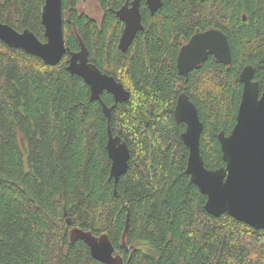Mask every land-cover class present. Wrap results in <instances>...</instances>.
Instances as JSON below:
<instances>
[{"label": "trees", "instance_id": "trees-1", "mask_svg": "<svg viewBox=\"0 0 264 264\" xmlns=\"http://www.w3.org/2000/svg\"><path fill=\"white\" fill-rule=\"evenodd\" d=\"M80 1L62 0L64 44L71 52L83 45L88 62L129 92L120 103L101 96L112 135L129 149L127 170L115 185L107 118L66 70L68 53L49 66L0 41V264H103L83 240H70L74 229L107 235L125 264H264V230L206 212L185 173V125L174 118L185 94L203 124L205 168L225 166L217 135L236 123L244 67L264 90V0H161L153 15L142 1L143 31L125 52L113 12L132 0H95L98 20ZM44 2L0 0V23L45 42ZM210 29L227 37L230 64L208 57L183 78L181 46Z\"/></svg>", "mask_w": 264, "mask_h": 264}, {"label": "water", "instance_id": "water-1", "mask_svg": "<svg viewBox=\"0 0 264 264\" xmlns=\"http://www.w3.org/2000/svg\"><path fill=\"white\" fill-rule=\"evenodd\" d=\"M144 2L153 15L162 7L161 0H132L117 11L115 17L124 25L118 49L125 52L136 34L143 30L140 3ZM45 42H41L29 30L16 32L0 23V41L6 46L21 49L26 54L41 59L49 66L57 65L68 53L66 70L80 77L90 89L92 101L101 104L108 125L106 151L111 161L110 176L116 185L127 170L130 152L118 136H113L109 127L110 109L102 101L103 92L110 94L116 103L129 99V92L113 77L102 73L88 62V52L83 45L79 52L65 47L62 32V0H45L41 14ZM211 55L217 62L229 65L230 48L227 37L220 31L210 29L193 35L181 47L176 67L180 76L203 64ZM254 70L246 66L240 73L242 95L236 115V123L229 135L220 132L217 140L225 164L216 170L205 168L200 155L199 142L203 124L196 106L181 94L176 102L174 118L184 123L185 130L180 138L188 149L185 173L201 194L206 197L205 210L214 217L227 214L255 230H264V90L260 93L258 83L253 81ZM128 218V217H127ZM128 230L125 221L123 238ZM83 240L88 244L93 259L103 264H122L114 256V247L107 235L94 237L89 232L72 230L70 240Z\"/></svg>", "mask_w": 264, "mask_h": 264}, {"label": "rangeland", "instance_id": "rangeland-1", "mask_svg": "<svg viewBox=\"0 0 264 264\" xmlns=\"http://www.w3.org/2000/svg\"><path fill=\"white\" fill-rule=\"evenodd\" d=\"M79 9L90 18L98 20L101 17V11L95 0H81Z\"/></svg>", "mask_w": 264, "mask_h": 264}, {"label": "flooded vegetation", "instance_id": "flooded-vegetation-1", "mask_svg": "<svg viewBox=\"0 0 264 264\" xmlns=\"http://www.w3.org/2000/svg\"><path fill=\"white\" fill-rule=\"evenodd\" d=\"M127 3V2H126ZM125 3V4H126ZM129 3V2H128ZM117 11V10H116ZM115 12V11H114ZM114 14V13H113ZM101 16H102V14H101ZM115 16V15H114ZM123 27H124V25H123ZM123 31V30H122ZM143 31V30H142ZM142 31H140V32H142ZM122 34V33H121ZM120 39V38H119ZM190 41V40H189ZM188 41V42H189ZM188 42H186L185 44H187ZM185 44H183L182 46H184ZM181 46V47H182ZM181 49V48H180ZM179 52H180V50H179ZM179 54V53H178ZM208 57H212L211 55H209ZM207 57V58H208ZM213 58V57H212ZM214 59V58H213ZM215 60V59H214ZM216 61V60H215ZM202 65V64H201ZM199 67V66H198ZM177 68V67H176ZM195 68H197V67H195ZM194 69V68H193ZM192 70V69H191ZM190 70V71H191ZM178 72V71H177ZM188 75V74H187ZM183 77V76H182ZM183 78H187V76L186 77H183ZM185 95V94H184ZM180 96V95H179ZM178 96V97H179ZM178 99V98H177ZM115 250V249H114ZM125 252H129V250L128 249H126V247H125ZM114 256H119L120 258H121V262H122V264H125V260H124V258H123V256L121 255V254H115V251H114V254H113Z\"/></svg>", "mask_w": 264, "mask_h": 264}, {"label": "bare ground", "instance_id": "bare-ground-1", "mask_svg": "<svg viewBox=\"0 0 264 264\" xmlns=\"http://www.w3.org/2000/svg\"><path fill=\"white\" fill-rule=\"evenodd\" d=\"M44 4H45V2H44ZM43 9V8H42ZM42 14V13H41ZM86 243V242H85ZM87 244V243H86ZM88 245V244H87ZM90 250V249H89Z\"/></svg>", "mask_w": 264, "mask_h": 264}]
</instances>
